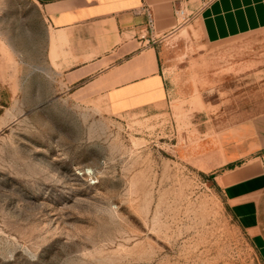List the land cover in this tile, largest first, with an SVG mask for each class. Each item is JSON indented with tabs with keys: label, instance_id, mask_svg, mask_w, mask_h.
I'll list each match as a JSON object with an SVG mask.
<instances>
[{
	"label": "rangeland",
	"instance_id": "obj_1",
	"mask_svg": "<svg viewBox=\"0 0 264 264\" xmlns=\"http://www.w3.org/2000/svg\"><path fill=\"white\" fill-rule=\"evenodd\" d=\"M186 26L157 45L184 90L114 117L66 91L33 0H0V264H264L216 148L264 115V35L207 47Z\"/></svg>",
	"mask_w": 264,
	"mask_h": 264
},
{
	"label": "crops",
	"instance_id": "obj_2",
	"mask_svg": "<svg viewBox=\"0 0 264 264\" xmlns=\"http://www.w3.org/2000/svg\"><path fill=\"white\" fill-rule=\"evenodd\" d=\"M33 2L44 19L49 59L55 56L66 91L76 99H103L114 117L154 109L184 90L168 81L157 51V45L184 24L193 27V37H201L207 47H236L244 39L264 35V0ZM241 48L231 52L247 51ZM218 140V185L236 214L252 212L257 200V227L249 230L257 229L264 244V115L227 128Z\"/></svg>",
	"mask_w": 264,
	"mask_h": 264
},
{
	"label": "built area",
	"instance_id": "obj_3",
	"mask_svg": "<svg viewBox=\"0 0 264 264\" xmlns=\"http://www.w3.org/2000/svg\"><path fill=\"white\" fill-rule=\"evenodd\" d=\"M183 2H186V1H189V0H182ZM180 15L181 16H184L185 15V12H184V10H180ZM149 18H150V21H149V24H150V28L152 29L153 28V26H154V22H153V19H152V17L151 16H149Z\"/></svg>",
	"mask_w": 264,
	"mask_h": 264
}]
</instances>
